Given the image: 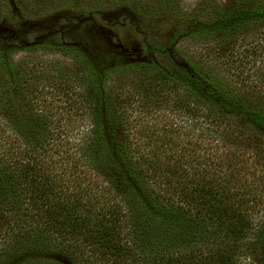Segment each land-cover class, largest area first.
Wrapping results in <instances>:
<instances>
[{"label":"trees","instance_id":"obj_1","mask_svg":"<svg viewBox=\"0 0 264 264\" xmlns=\"http://www.w3.org/2000/svg\"><path fill=\"white\" fill-rule=\"evenodd\" d=\"M255 25L264 0L196 28ZM61 49L85 69L50 81L0 38V264H264V105L197 66ZM146 99L191 127L134 118Z\"/></svg>","mask_w":264,"mask_h":264},{"label":"rangeland","instance_id":"obj_2","mask_svg":"<svg viewBox=\"0 0 264 264\" xmlns=\"http://www.w3.org/2000/svg\"><path fill=\"white\" fill-rule=\"evenodd\" d=\"M253 1L178 0L176 8L164 9L165 0H0V38L16 46L17 59L43 63L50 81L56 72L63 76L85 69L75 51L61 49L67 46L95 66L151 60L169 69L183 66L178 71L184 74L197 66L264 105V25L206 36L196 28L220 10ZM139 106L147 110L142 118L147 123L169 126L170 117L191 127L171 107L158 110L161 117L151 113L160 107L154 100L134 101V118ZM249 255L250 262L262 259Z\"/></svg>","mask_w":264,"mask_h":264}]
</instances>
